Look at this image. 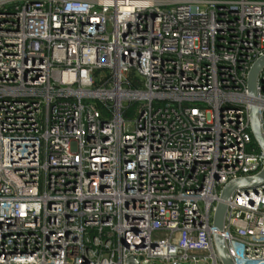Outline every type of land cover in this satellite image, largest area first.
<instances>
[{"label":"built area","instance_id":"built-area-1","mask_svg":"<svg viewBox=\"0 0 264 264\" xmlns=\"http://www.w3.org/2000/svg\"><path fill=\"white\" fill-rule=\"evenodd\" d=\"M263 56L264 0H0V264H221V193L264 169ZM223 237L264 264V187Z\"/></svg>","mask_w":264,"mask_h":264},{"label":"water","instance_id":"water-1","mask_svg":"<svg viewBox=\"0 0 264 264\" xmlns=\"http://www.w3.org/2000/svg\"><path fill=\"white\" fill-rule=\"evenodd\" d=\"M263 71L264 56L253 64L248 75V94L253 99L258 95V85L263 81ZM249 117L254 141L258 145L259 149L264 153V136L262 133L259 108L256 105L250 106ZM258 187H264V169L257 176L242 178L230 182L225 186L221 193L220 201L216 206L213 219V227L215 230L213 237L214 245L221 264H235L233 258L227 250L225 239L223 237L228 203L234 194L240 193L241 191L250 192V190L257 189ZM126 264H139V262L136 257H129Z\"/></svg>","mask_w":264,"mask_h":264},{"label":"trees","instance_id":"trees-1","mask_svg":"<svg viewBox=\"0 0 264 264\" xmlns=\"http://www.w3.org/2000/svg\"><path fill=\"white\" fill-rule=\"evenodd\" d=\"M133 86H137V82L136 81H133ZM96 104H97V107H98V109L102 112V113H104L105 114V112H106V108H105V106L102 104V103H99V102H96ZM136 109H137V105H132L131 107H130V110L128 111V114H126V117L127 118H130V119H133L134 117H135V114H136ZM255 148H257V146H256V144L255 143H253V145H252V149H255Z\"/></svg>","mask_w":264,"mask_h":264}]
</instances>
